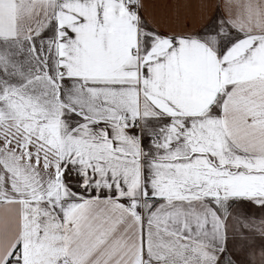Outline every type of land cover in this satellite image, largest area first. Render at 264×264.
<instances>
[{
	"label": "snow or ice",
	"instance_id": "6c2138e0",
	"mask_svg": "<svg viewBox=\"0 0 264 264\" xmlns=\"http://www.w3.org/2000/svg\"><path fill=\"white\" fill-rule=\"evenodd\" d=\"M152 3L0 0V264H264V0Z\"/></svg>",
	"mask_w": 264,
	"mask_h": 264
},
{
	"label": "crops",
	"instance_id": "0c3cea01",
	"mask_svg": "<svg viewBox=\"0 0 264 264\" xmlns=\"http://www.w3.org/2000/svg\"><path fill=\"white\" fill-rule=\"evenodd\" d=\"M150 9L154 11L157 15L163 16L164 12L166 11L164 8V0H154V3H152L150 6ZM192 10H195V5L193 4ZM169 12V17L166 20V27L172 24V19L170 16V7L167 9Z\"/></svg>",
	"mask_w": 264,
	"mask_h": 264
}]
</instances>
